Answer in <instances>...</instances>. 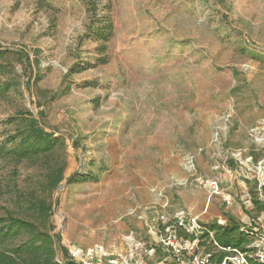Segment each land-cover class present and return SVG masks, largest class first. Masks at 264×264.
Wrapping results in <instances>:
<instances>
[{
  "label": "rangeland",
  "instance_id": "1",
  "mask_svg": "<svg viewBox=\"0 0 264 264\" xmlns=\"http://www.w3.org/2000/svg\"><path fill=\"white\" fill-rule=\"evenodd\" d=\"M99 1L113 27L102 65L81 0L50 8L0 0V51L24 48L31 61L16 65L32 84L13 97L36 116L43 110L46 131L66 145L64 181L51 198L54 233L67 250L154 264L147 250L159 241V215L182 210L223 224L225 212L252 229L264 257V215L244 213L243 182L264 180V0ZM75 63L67 94L50 100ZM15 111L0 101V140ZM98 166L106 169L98 182L67 181ZM33 173L19 168L20 187Z\"/></svg>",
  "mask_w": 264,
  "mask_h": 264
},
{
  "label": "trees",
  "instance_id": "2",
  "mask_svg": "<svg viewBox=\"0 0 264 264\" xmlns=\"http://www.w3.org/2000/svg\"><path fill=\"white\" fill-rule=\"evenodd\" d=\"M81 2L89 19L85 36L98 39L101 46L97 50V63L106 64L105 50L113 34L112 20L108 14H99L102 11L99 0ZM51 4L52 0H37L39 8H50ZM103 9L110 12V5ZM16 65L25 69L31 67L29 54L24 48L20 52L0 51V101L12 104L16 110L5 121L14 127L13 130L0 140V165L4 172L0 177V264H80L70 259L68 250L62 245V238L54 233L52 222L54 206L51 198L64 181L67 166L65 141L61 136L46 131L43 110L38 112L37 119L27 108L20 109L13 96L23 99L22 86L29 91L32 78L29 74L28 80L22 82ZM77 65L70 66L62 76L50 100L67 94L69 86L64 87V84L72 75L80 72ZM250 157L257 162L261 155L252 152ZM23 165L33 169L34 173L28 175L26 184L20 187L18 171ZM104 171L103 166H98L96 173L90 172L86 177L74 174L67 181L98 182ZM243 182L250 204L244 213L255 221L264 215V180L259 183L251 178L243 179ZM176 212L166 214L169 222L159 225L161 235H164L165 229H169L181 242L197 240L198 248L210 253L213 263H221L223 258L230 255L223 249L246 253L255 251L250 247L254 240L252 229L246 228L239 219L228 213L221 212L220 216L225 220L223 224L218 221L200 223L201 235L196 238L174 223L172 216ZM147 254L156 261L154 264H176L171 249L164 248L161 243L152 245ZM181 258L186 260L188 256L183 252ZM251 264L262 263L254 261Z\"/></svg>",
  "mask_w": 264,
  "mask_h": 264
},
{
  "label": "built area",
  "instance_id": "3",
  "mask_svg": "<svg viewBox=\"0 0 264 264\" xmlns=\"http://www.w3.org/2000/svg\"><path fill=\"white\" fill-rule=\"evenodd\" d=\"M213 188V187H212ZM217 186L211 189L212 192L216 193ZM226 199V198H225ZM229 204V201L227 200ZM174 223L182 227L185 230V233L194 235L196 238L199 237L202 230L198 218L186 217V214L183 211H178L172 216ZM159 221L157 222V235L159 241L164 248H170L172 254L175 255L176 264H216L212 262L210 253L206 252L203 249H199L197 246V240L192 242H181L175 238L173 234L170 233L169 229H165L164 235H161L159 225H165L169 222V219L164 215H159ZM219 223V222H218ZM220 224V223H219ZM260 246L264 248V237L260 239ZM255 248L254 252L246 253L237 250H231L229 248L223 249L226 251L229 256L222 259L221 263L218 264H251V262H259L264 264L263 254L258 251L257 246H250ZM185 252L188 256V259L182 260V253ZM70 259L75 263L80 264H117L114 260L106 261L103 253L98 251L97 248H81L79 246L72 247L68 250ZM151 254V253H149ZM145 264V263H144ZM163 264V263H158Z\"/></svg>",
  "mask_w": 264,
  "mask_h": 264
},
{
  "label": "water",
  "instance_id": "4",
  "mask_svg": "<svg viewBox=\"0 0 264 264\" xmlns=\"http://www.w3.org/2000/svg\"><path fill=\"white\" fill-rule=\"evenodd\" d=\"M33 115H34V114H33ZM34 117H35V118H37V116H36V115H34ZM60 188H61V187H59V189H60Z\"/></svg>",
  "mask_w": 264,
  "mask_h": 264
}]
</instances>
